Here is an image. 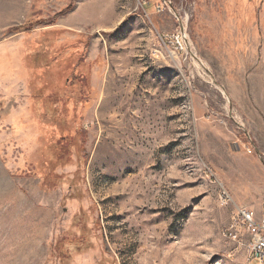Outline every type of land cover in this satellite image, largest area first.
<instances>
[{"label":"rangeland","instance_id":"obj_1","mask_svg":"<svg viewBox=\"0 0 264 264\" xmlns=\"http://www.w3.org/2000/svg\"><path fill=\"white\" fill-rule=\"evenodd\" d=\"M238 206L264 209V0H0V264H248Z\"/></svg>","mask_w":264,"mask_h":264},{"label":"built area","instance_id":"obj_2","mask_svg":"<svg viewBox=\"0 0 264 264\" xmlns=\"http://www.w3.org/2000/svg\"><path fill=\"white\" fill-rule=\"evenodd\" d=\"M176 18L180 29L173 36L175 47L183 49L185 44L188 45V35L180 26V22L184 26V20ZM226 236L247 248L248 264L253 257L257 259L256 264H264V209L260 217H257L253 210L238 206L227 226Z\"/></svg>","mask_w":264,"mask_h":264},{"label":"water","instance_id":"obj_3","mask_svg":"<svg viewBox=\"0 0 264 264\" xmlns=\"http://www.w3.org/2000/svg\"><path fill=\"white\" fill-rule=\"evenodd\" d=\"M180 26H181L182 31L185 32L186 29H185V27L181 24V22H180Z\"/></svg>","mask_w":264,"mask_h":264},{"label":"bare ground","instance_id":"obj_4","mask_svg":"<svg viewBox=\"0 0 264 264\" xmlns=\"http://www.w3.org/2000/svg\"><path fill=\"white\" fill-rule=\"evenodd\" d=\"M184 22H185V19H184ZM186 43V42H185Z\"/></svg>","mask_w":264,"mask_h":264}]
</instances>
